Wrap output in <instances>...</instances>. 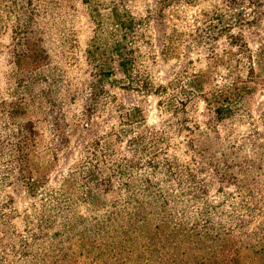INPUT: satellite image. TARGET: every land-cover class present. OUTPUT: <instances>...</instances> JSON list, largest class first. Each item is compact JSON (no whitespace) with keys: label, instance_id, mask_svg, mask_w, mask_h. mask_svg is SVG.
Wrapping results in <instances>:
<instances>
[{"label":"rangeland","instance_id":"obj_1","mask_svg":"<svg viewBox=\"0 0 264 264\" xmlns=\"http://www.w3.org/2000/svg\"><path fill=\"white\" fill-rule=\"evenodd\" d=\"M0 264H264V0H0Z\"/></svg>","mask_w":264,"mask_h":264}]
</instances>
